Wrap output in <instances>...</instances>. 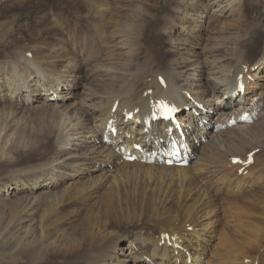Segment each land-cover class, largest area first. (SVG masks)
Masks as SVG:
<instances>
[{
	"label": "bare ground",
	"instance_id": "bare-ground-1",
	"mask_svg": "<svg viewBox=\"0 0 264 264\" xmlns=\"http://www.w3.org/2000/svg\"><path fill=\"white\" fill-rule=\"evenodd\" d=\"M207 1L208 7H218L216 16L240 18L243 14V0ZM191 16L190 10L182 12V17L195 22ZM197 17L203 18L202 14ZM195 45L190 47L194 49ZM175 49L176 41L170 40L168 50ZM153 59L148 58L130 74L131 80L118 85V91L104 95L80 87L74 76L48 75L26 61L29 72L25 79L0 75V91L7 84L10 90L3 95L16 104L38 102L82 118L64 127L68 132H58L56 144L65 152L63 157L23 173L25 217L38 210L33 207H40L37 203L42 197L49 198L52 207L58 196L76 201L87 189L100 187L108 195H118V215L112 217L118 221L113 225L108 220L100 223L87 213L71 221L76 225L62 252L76 263L264 264V47L255 62H249L243 50L229 69L200 64L188 67L182 62L160 67ZM110 73L109 69L95 67L86 69L83 78L114 87L106 82L113 79ZM240 87L243 94L234 96ZM162 104L178 109L181 135L173 131V136L190 152L189 157L181 155L188 158L186 166L146 162L165 139L167 127L151 122ZM244 114L249 121H241ZM147 122L151 128L144 132ZM168 127L173 129L172 125ZM128 133L129 139L125 137ZM133 144L142 147L141 154L134 151ZM126 154L136 157L132 164L126 161ZM147 165L150 173L163 178L166 188L161 184L148 196L134 190V195L122 196L129 193V175L124 167ZM114 166L118 169L111 179ZM57 181H66L69 187L54 192ZM135 187L137 190L139 185ZM129 203L132 206L128 209ZM115 225L117 230L108 229ZM140 225L137 233L125 236L126 227ZM146 227L151 228L142 231ZM121 239H131L128 246L134 250V257H127V261L113 255ZM34 256L42 257L36 252Z\"/></svg>",
	"mask_w": 264,
	"mask_h": 264
},
{
	"label": "rangeland",
	"instance_id": "rangeland-1",
	"mask_svg": "<svg viewBox=\"0 0 264 264\" xmlns=\"http://www.w3.org/2000/svg\"><path fill=\"white\" fill-rule=\"evenodd\" d=\"M207 4V0H0V75L25 79L29 72L26 61L48 75L74 76L80 87L104 95L126 85L130 74L148 58L157 59L160 67L182 62L188 67L200 64L229 69L246 49L249 62H255L264 47V0H243L240 18L216 16L218 7ZM184 10H190L192 19L201 23L182 17ZM195 10L203 18L197 17ZM170 40L176 41L178 50H168ZM115 46L118 49L114 50ZM95 67L109 69L113 79L106 82L114 87L92 78L85 81L86 69ZM9 90L6 84L0 91V264H79L62 252L76 225L71 221L87 213L100 223L108 220L115 224L118 218L112 217L118 215V195H108L100 187L87 189L76 201L56 197L55 207L50 206L49 198L42 197L37 203L40 207H33L38 210L25 217L23 173L63 157L65 152L56 144L58 134L68 132L66 128L82 118L38 102L18 105L3 95ZM116 167L111 169V179ZM147 169L149 165L124 167L129 193L122 196H148L159 187L166 188L163 178ZM54 186V192L69 187L66 181H57ZM131 206L129 203L128 209ZM140 227H126L125 236L137 233ZM108 229L117 230L118 226ZM128 242L121 239L113 255L126 261L134 257ZM35 252L42 257L37 259Z\"/></svg>",
	"mask_w": 264,
	"mask_h": 264
},
{
	"label": "snow or ice",
	"instance_id": "snow-or-ice-1",
	"mask_svg": "<svg viewBox=\"0 0 264 264\" xmlns=\"http://www.w3.org/2000/svg\"><path fill=\"white\" fill-rule=\"evenodd\" d=\"M234 162H237V161H234Z\"/></svg>",
	"mask_w": 264,
	"mask_h": 264
}]
</instances>
